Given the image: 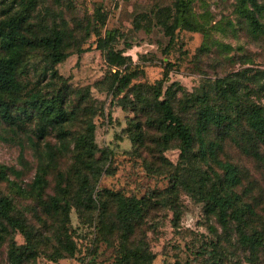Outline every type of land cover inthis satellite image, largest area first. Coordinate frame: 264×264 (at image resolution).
Returning <instances> with one entry per match:
<instances>
[{
	"label": "rangeland",
	"instance_id": "374dc122",
	"mask_svg": "<svg viewBox=\"0 0 264 264\" xmlns=\"http://www.w3.org/2000/svg\"><path fill=\"white\" fill-rule=\"evenodd\" d=\"M175 2L0 0V22L23 9L21 33L28 40L59 32L70 53L53 66L40 49L26 50L16 70L20 91H0V103L20 119L16 127L0 115V168L6 169L5 177L0 173V197L10 198L16 214L34 229L36 264H123L121 258L129 251L143 255L139 264H264V249L252 257L239 243L240 229L264 237V145L244 124L228 131L212 129L207 140L219 144L216 159L203 162L194 156L195 143L192 155L182 161L177 141L167 149L159 141L157 104L169 99L193 129L194 97L212 96L217 80L238 74L241 106L264 109V1L257 0L256 31L239 13L240 0H190V17L198 29L176 27L170 39ZM108 33L114 39H108L102 53L96 44ZM108 51L125 57L120 70L134 74L126 89L116 88V69L104 61ZM52 98H58L66 120L61 129L46 127L40 141L33 106ZM90 124L96 152L86 167L74 143ZM136 135L137 142L130 141ZM47 146L54 153L51 161ZM39 165L47 167V187L36 199L27 193ZM224 165L235 168L232 187L224 181ZM79 173L93 187V203L78 213L69 198L67 222L47 214L44 207L56 194V183L61 179L73 195ZM200 182L205 189H198ZM212 184L231 195L243 213L241 223L229 213L227 226L220 224L205 198ZM110 194L141 200L146 207L124 248ZM57 237L68 238L67 244L58 245ZM11 240L24 244L18 232H11L0 243V264H8ZM60 250L74 255L52 261L50 256Z\"/></svg>",
	"mask_w": 264,
	"mask_h": 264
},
{
	"label": "trees",
	"instance_id": "16d2710c",
	"mask_svg": "<svg viewBox=\"0 0 264 264\" xmlns=\"http://www.w3.org/2000/svg\"><path fill=\"white\" fill-rule=\"evenodd\" d=\"M264 1V0H263ZM249 3L248 6H245ZM176 18L173 26L168 29L167 33L170 39L176 27L180 29L197 30L198 26L192 22L190 17V0H176L175 5ZM239 13L249 22L254 30H259L258 22L254 12L259 10L260 6L257 0H240L238 5ZM23 9L15 15L8 17L0 22V91L8 94H16L20 91V86L16 81V70L19 62L26 50H37L47 54L51 64L57 65L62 63L70 53L63 44V36L59 32H55L51 37H45L38 41H30L21 33ZM108 33L105 38H99L96 49L102 53L109 46ZM79 54V52H75ZM104 61L108 68L116 69L112 74L113 81L118 90L128 87L134 74L121 71L120 68L126 63L125 57L120 53L108 51L104 55ZM239 75L226 76L215 82L212 96L207 93L194 97L192 103L197 105V117L195 119L193 129L180 116H178L173 104L169 99L157 101L161 118L158 124L161 145L167 149L172 141H177L180 149V160L187 161L192 155L194 144L198 145L197 155L201 161L205 162L207 158L216 159V151L219 147L217 142L207 140L209 131L212 129L234 130L237 126L244 124L258 142L264 145V109L256 105L247 107L241 106V98L243 93L240 92ZM238 78V79H237ZM161 95L159 90L156 100ZM58 98H52L41 104H34L35 112L39 118V126L37 128L38 140H43L46 136V127L52 129H61L62 123L66 120L64 110L58 102ZM3 107L1 118L9 125L19 127L20 119L13 118L8 114V105L4 102L0 103ZM140 135L130 138V141L137 142ZM52 147L47 146V158L52 160ZM74 150L77 153L78 160L88 166V162L94 159L96 147L94 143V125L87 126L86 132L79 136L74 143ZM224 170V181L232 187L237 181L235 168L230 165L222 166ZM5 168H0V173L5 177ZM13 174V170H10ZM47 167L39 165L34 176L28 195L33 198L40 199L45 193L47 187ZM78 187L71 194L69 186L62 185L61 179L56 183V194L49 198V203L44 207L47 214L54 217L63 216L68 221L70 211V199L78 213L82 207H89L93 203V187L90 186L88 177L82 173L78 176ZM199 190L205 189V184L200 182ZM71 195V196H70ZM115 204V218L118 223V230L121 232V245L126 246L128 238L133 234L135 224L144 218L146 207L143 201L135 198H125L119 194H110ZM207 204L217 216L223 227L227 226L229 213L233 215L237 221L242 222V212L235 208V202L231 195L221 194L212 184L205 191ZM45 224V221L42 222ZM11 232H18L24 238V244L17 245L13 240L9 243L7 258L8 264H36V257L39 254L37 250L38 243L35 242V231L27 223V220L16 214L15 207L10 198L0 197V243L3 242ZM68 238L61 239L57 237L58 245H66ZM239 243L250 252L252 257H256L257 252L264 249V237L258 232L247 235L244 230L239 231ZM67 255L72 258L73 251H59L57 256H50L52 261L65 258ZM122 263L139 264L143 259V255L135 252H127L122 256Z\"/></svg>",
	"mask_w": 264,
	"mask_h": 264
}]
</instances>
